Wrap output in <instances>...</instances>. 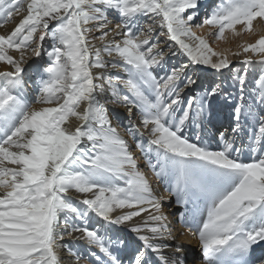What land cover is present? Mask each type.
<instances>
[{
  "label": "snow or ice",
  "instance_id": "1",
  "mask_svg": "<svg viewBox=\"0 0 264 264\" xmlns=\"http://www.w3.org/2000/svg\"><path fill=\"white\" fill-rule=\"evenodd\" d=\"M199 8V0H0V27L26 13L0 35V62L13 68L0 71V264H62L58 241L73 233L99 250L92 253L95 264H122L117 251L129 242L90 229L93 214L108 225L130 226L140 242L132 264H174L167 241L176 237L161 199L113 127L109 103L137 110L150 139L136 148L176 202L191 206L183 223L198 237L205 264H249L253 246L264 241V73L254 81L251 103L244 98L247 69L231 73L240 103L232 106L231 136L220 133L222 148L212 150L199 131L194 139L185 135V127L201 129L212 98L227 103L232 93L214 79L199 97L182 102L180 93L196 81L185 74L187 64L160 78L153 74L164 56L153 34L159 27L178 46L174 54L225 77L232 61L194 29H216L218 40L226 32L239 36L237 25L252 32L253 22L264 20V0H217L197 23ZM112 13L119 22L109 28ZM46 40L35 99L45 106L35 108L24 95L23 64L29 53L41 57ZM242 47L264 54V35ZM257 62L264 65V56ZM118 67L127 78L108 74ZM244 134L247 144L237 145ZM245 152L248 162L241 159ZM72 191L84 198L74 202ZM68 251L80 264L82 257Z\"/></svg>",
  "mask_w": 264,
  "mask_h": 264
},
{
  "label": "bare ground",
  "instance_id": "2",
  "mask_svg": "<svg viewBox=\"0 0 264 264\" xmlns=\"http://www.w3.org/2000/svg\"><path fill=\"white\" fill-rule=\"evenodd\" d=\"M206 10V9H205ZM191 11V10H190ZM26 13H21L19 16H15L9 23L5 24L3 27H0V35H8L10 32L19 24L20 20L23 18V15ZM205 17V15H204ZM109 19L111 23L109 24V28H113L116 23L119 22L118 17L112 13L109 16ZM146 23H152L151 20H148V18H145ZM243 25H237L236 30L240 32L239 36H234L232 34V37L237 39L242 38L243 46L248 45L251 43L248 40L249 33H246L242 36V30ZM254 32L258 33V39L261 35H264V20L257 19L253 22V30ZM161 29L159 27H156L154 32V37L159 39L160 48L164 53L163 59L160 61V64L157 66H154L152 69L153 74L157 77H163L169 73V71L174 67H179L181 64H187L188 67L185 69V74L187 76H190L192 79H194L196 82L192 85H190L187 88H184L183 91L180 93V99L182 102L186 104L187 100L190 97H199L203 88V78H207V82L205 86L211 82L212 80H217L219 82L220 80L224 81V87L228 89L229 92L232 93V97L230 98L229 102H225L223 98L215 97L212 98V100L209 103V112L210 115L207 117V123L202 126L201 129L197 130L193 125L190 123L186 125L185 127V135H187L190 139H194L195 133L199 131L200 135L205 139V141L209 144L212 150H221L222 148V142L220 140V133H224L226 137H230L232 133V106L234 104L240 103L239 97L241 95L239 90V85L235 83L233 79L230 78L231 73H227L225 77H220L219 74H213V76L210 77V74L214 71L208 66L205 65H194L190 64L188 61V58L186 56H183L179 53L174 54L175 49L178 47L175 45V42L168 39L167 34L165 32L164 35L160 34ZM95 35H100L99 32L95 33ZM114 35V34H113ZM230 36V38H232ZM112 38V36H109V40ZM119 39V37H117ZM237 39L235 40V45L237 43ZM97 46H100V42L97 41ZM233 45L229 39H224L223 43L221 44L220 48L217 50L219 52H224L228 58L232 62H236L237 65L234 67L233 71L240 70L241 73L244 72L245 69H247V87L244 92V98L245 101L251 103V97L253 95L252 88L254 87V81L258 79L259 75L261 73H264V65L261 63H258L257 60L252 59V64H244L242 61H244L245 58L243 55V48H239L237 45L235 47V50L233 51ZM48 45L47 40L45 41V47L42 50L41 57L37 58L35 56H32L30 53L26 55V63L23 64V67L25 69L24 73L22 74L24 77V95L29 100L32 101L36 99L37 94L35 96L30 95V91L27 90V85H25L27 79L30 80L32 83L37 82L38 80V71L39 69L44 65L43 61L45 63L47 62V52ZM234 53L241 54L242 57L235 55ZM10 55H12L15 59L20 58V54L15 51H10ZM261 55V54H260ZM250 56H246L248 58ZM256 58V57H255ZM213 59H216L215 57ZM33 65V70L30 71V66ZM0 71H13V68L10 65H7L3 62H0ZM99 70H94V73ZM224 73L225 71L222 70ZM215 73V72H214ZM108 74L115 77V76H121L124 78H127V74L124 72L123 68H109ZM230 74V75H229ZM34 84V85H35ZM31 90H35L33 85H29ZM121 88H123V85H120ZM204 86V87H205ZM33 106L35 108H40L45 105H40L34 103ZM109 115L112 120L113 127H116L120 135L129 142L131 146V150L136 157L138 161L139 168L145 173L147 176L149 182L151 183L155 195L161 199L162 203V209L164 214L168 217V222L170 223V226L173 229V234L176 237L174 240L167 241L168 244L171 245L169 249H167V254L172 258L174 261V264H205L203 256H199L196 252L198 249H202L200 245V241L197 236L191 235L183 221L188 218L189 214V208H186L184 204L177 203L176 197L173 201H171V192H166V185L163 180L158 179L154 173L149 169L148 167V160L144 156V154L136 148V144L143 143L145 146H147L148 141L150 137L148 136V133L145 129H143L140 126V121L138 119V112L135 108H133L132 113L130 114L128 112V109L120 104H112L109 103L108 105ZM255 107V105H254ZM231 114V118L229 115ZM177 117L179 118L182 115V109L178 110L176 113ZM214 115V116H213ZM75 124L76 122L73 121ZM217 123H221L223 126L220 129L219 133H215L214 129L218 127ZM241 143L247 144V134L242 135L240 138L237 139V145H240ZM241 159H243L245 162H248L250 160L249 154L247 152L243 153L241 156ZM0 195H3V189H0ZM68 195H70L73 198V201H79L84 198V194H77L75 191L70 192ZM89 196L91 194H88ZM174 196V195H173ZM121 210H117L115 214H119ZM127 211V210H124ZM144 216L147 215V213L143 214ZM139 218H134L133 222H129V225L134 224L136 221H138ZM181 221V223H180ZM77 223H80L77 221ZM183 224V225H182ZM87 226L90 229L99 228L101 231V234L104 232H107V234L112 237L113 239H116L117 237H122L126 239L129 242L128 248L130 250L121 248L119 251H117V255L119 258H125L126 264H131L129 261L133 256V251L136 247L140 246V242L136 240L135 234L130 231V226L126 225H108L107 222L103 221L102 218L96 217L93 214V218L90 219L87 223ZM120 228V229H119ZM183 233V235H181ZM80 233H73L71 236L65 235L63 240L58 241L59 244L63 245L62 248H58V254L61 257L62 264H75V260L72 256V254L68 251V249H71L72 252L79 254L82 259L80 260V264H95V258L92 256L93 252H96L98 255H100L99 250L96 248H90L87 244V241L84 239H77ZM133 243H130V241ZM177 246H179L180 251H177ZM257 251L255 253L256 257V264H259V258L264 257V241L256 244ZM132 250V252H131ZM191 250V252L194 254L190 256V259H185L184 254L185 251ZM83 253V255H80ZM196 254L199 256L198 259L196 257ZM122 261V259H121ZM122 264L124 262L122 261Z\"/></svg>",
  "mask_w": 264,
  "mask_h": 264
},
{
  "label": "rangeland",
  "instance_id": "3",
  "mask_svg": "<svg viewBox=\"0 0 264 264\" xmlns=\"http://www.w3.org/2000/svg\"><path fill=\"white\" fill-rule=\"evenodd\" d=\"M217 3V0H199V4H200V8H199V15L197 16V18H196V22L197 23H199V22H201L202 21V19L204 18V15L206 16V15H209L210 14V12H211V10H212V8H213V6L215 5ZM206 9V10H205ZM190 11V10H189ZM194 31H196L199 35H203V36H205L207 39H208V41H209V43H210V45L215 49V50H218L219 48H220V46H221V44L223 43V41L224 40H218V39H216L215 38V32H216V29H211V28H209L208 26H204V27H202V28H195L194 29ZM213 33L212 35H209V33ZM246 35V33L242 30V36L243 35ZM230 36L232 37V34L230 33V32H226L225 33V37H226V39H229V41H231V43H232V45H233V51L235 50V47L238 45L239 46V48L241 47V48H243L242 46H243V42H242V38L239 40V39H237V37H235V38H230ZM258 33H256V32H254V31H252V32H250V34L248 35V40L251 42V43H249V44H254L257 40H258ZM225 39V40H226ZM234 39H237V43H236V45H235V40ZM243 55H244V57L243 58H245L246 59V56L248 55V56H250L252 59H255V60H257V61H259L260 59H261V57L262 56H264V54H255V53H252V52H247V53H245V52H243ZM238 56H240V57H242L241 56V54H239ZM256 57V58H255ZM244 59V60H245ZM43 64H45V61H43ZM237 65V63L236 62H232V64H231V66H230V69H224V71H225V74H227V73H235V72H237V71H240V70H236V71H233L234 70V67ZM33 70V65H31L30 66V71H32ZM215 72V70L210 74V77L211 76H213V74H217V73H214ZM241 72V71H240ZM230 75V74H229ZM202 82H203V88H204V86H205V84H206V82H207V78L205 77V78H203L202 79ZM35 83H32L30 80H28L27 79V81H26V83H25V85H27L26 87H27V90L28 91H30V95H32V96H35L36 94H37V87H36V84L34 85ZM29 85H33V87L35 88V90H31L30 89V86ZM31 102H33V104L35 103V101L34 100H32ZM214 116V115H213ZM229 117L231 118V114L229 115ZM217 125H218V127L217 128H215L214 129V132L215 133H219L220 132V129L222 128V124L221 123H217ZM232 125H234V120H232ZM168 190L166 189V192H167ZM168 192H170V191H168ZM167 192V193H168ZM170 195H171V201H173L174 199H175V196H173V194L172 193H170ZM180 223H181V221H180ZM183 225V224H182ZM120 229V228H119ZM130 241V240H129ZM130 243H133L132 241H130ZM129 246H132V245H129ZM129 250H130V248H128ZM131 252H132V250H131ZM200 257L201 256H203V253H202V249H198L197 250V252H196ZM196 254V257L198 256ZM80 255H83V253H81ZM191 255H193L194 256V254L191 252V250H188V251H185V254H184V257H185V259L184 260H186V259H190V256ZM125 256V255H124ZM123 256V258H121L122 259V261L124 262V264H126V260H125V258L126 257H124ZM198 256V257H199ZM198 257H197V259H198ZM130 262H131V264H132V258L129 260ZM190 262H191V259L189 260ZM130 264V263H129Z\"/></svg>",
  "mask_w": 264,
  "mask_h": 264
}]
</instances>
